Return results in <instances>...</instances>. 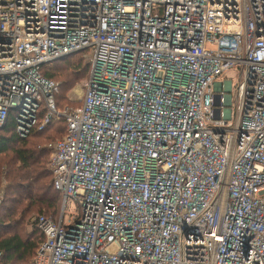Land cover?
Returning <instances> with one entry per match:
<instances>
[{
  "label": "built area",
  "instance_id": "2783aa9c",
  "mask_svg": "<svg viewBox=\"0 0 264 264\" xmlns=\"http://www.w3.org/2000/svg\"><path fill=\"white\" fill-rule=\"evenodd\" d=\"M75 54L60 111L39 71ZM10 112L20 139L65 122L32 264H264V0H0Z\"/></svg>",
  "mask_w": 264,
  "mask_h": 264
},
{
  "label": "trees",
  "instance_id": "16d2710c",
  "mask_svg": "<svg viewBox=\"0 0 264 264\" xmlns=\"http://www.w3.org/2000/svg\"><path fill=\"white\" fill-rule=\"evenodd\" d=\"M82 56L83 54H75L43 66L39 72L52 81L55 74H59L60 84L66 91L75 82L87 77L88 65ZM75 59L77 61L72 63ZM56 107L59 110L57 104ZM51 124L44 131H32L26 139H20L15 131L14 114L10 112L5 125L0 128V188L4 182L6 184L2 189L4 191L0 203L2 264H32L38 244L31 233L27 238L23 237L27 216L34 212L53 219L57 216L55 214L60 195L52 185V175L48 169L50 152L46 145L63 137L65 122L63 121L62 131L59 127L53 129L57 124ZM47 132L52 137L44 139L46 141L42 145L36 146L28 142L29 139H39ZM58 135H61L60 138H56Z\"/></svg>",
  "mask_w": 264,
  "mask_h": 264
},
{
  "label": "rangeland",
  "instance_id": "374dc122",
  "mask_svg": "<svg viewBox=\"0 0 264 264\" xmlns=\"http://www.w3.org/2000/svg\"><path fill=\"white\" fill-rule=\"evenodd\" d=\"M82 58L84 59V61L86 62V59L84 58V55L82 56ZM77 59V58H76ZM73 60V62L77 61V60ZM68 63V62H66ZM65 63V64H66ZM59 74H55V79L54 82L58 84V86L60 87V93L59 96H57V98L55 99L56 101V104L58 105L59 107V110L61 111L64 107L68 106V107H77L80 102H81V99H82V95H83V84L85 82V79L84 78L83 80L79 81V82H75L69 89H67L66 91L64 90V88L62 87V85L60 84V81H61V78L58 76ZM230 80L233 84H236L237 80H238V73L236 71H230L229 73H227V75H225L221 80H219L220 82H223L224 80ZM219 95L216 94L214 95V105L215 106H219ZM57 108V107H56ZM213 115L215 118H219L220 117V110L217 109V108H214L213 110ZM63 119L62 118H59V119H56L54 118L53 119V122H52V126L53 125H56L53 127V129L56 127H59V129L62 131L63 130ZM47 129V128H46ZM50 133L47 132L46 134H43L41 135V137L39 139H36V140H33V139H29L28 142L30 144H35L36 146L37 145H42L43 143H45L46 140L44 139H50V136L49 135ZM29 136V135H27ZM26 136V137H27ZM50 136V137H49ZM61 135H58V137L56 138H60ZM26 137L24 139H26ZM5 182L3 183V187L0 188V203L2 201V198H3V191L2 189L5 188ZM60 206V200H59V204ZM59 206H58V210L56 212L55 215H58V212H59ZM75 209V205H73L72 202H68L67 203V211H70V210H73ZM40 214L42 213H39V212H34L33 214H30L29 216L26 217V221H25V231L22 232L23 234V237H26L29 236V234L31 233V235L33 236V239L36 241V243L38 244V241L36 239V237L33 235V229H32V221L33 219H35L38 215L40 216ZM47 215V214H46ZM57 217V216H56ZM32 240V239H31Z\"/></svg>",
  "mask_w": 264,
  "mask_h": 264
}]
</instances>
